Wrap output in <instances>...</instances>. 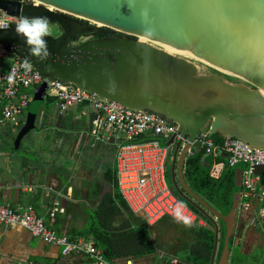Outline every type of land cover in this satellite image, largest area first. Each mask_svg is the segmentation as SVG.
<instances>
[{
	"label": "water",
	"instance_id": "water-1",
	"mask_svg": "<svg viewBox=\"0 0 264 264\" xmlns=\"http://www.w3.org/2000/svg\"><path fill=\"white\" fill-rule=\"evenodd\" d=\"M35 1L42 5L0 0V10L21 18L47 16L49 25L59 28L58 35L46 37L49 57L41 61L31 55L15 29L0 30V44L9 55L24 63L27 59L49 81L73 85L178 126L187 143L177 142L172 155L174 192L214 224L210 264H214L219 242L216 219L224 224V248L218 264H230L229 242L239 220L242 171L235 170L232 209L222 215L186 183L184 162L191 145L205 135L264 149V0ZM101 28L112 30V35L73 43ZM141 39L166 45L242 82H229L219 72L204 74L194 63ZM47 88L44 82L35 92L17 143L35 129ZM172 143L174 140L167 145ZM262 170L257 169L258 173Z\"/></svg>",
	"mask_w": 264,
	"mask_h": 264
},
{
	"label": "crops",
	"instance_id": "crops-1",
	"mask_svg": "<svg viewBox=\"0 0 264 264\" xmlns=\"http://www.w3.org/2000/svg\"><path fill=\"white\" fill-rule=\"evenodd\" d=\"M46 97L39 108L35 129L19 143L17 137L26 125L31 105L19 127L10 124L0 127V204L14 210L31 207L52 230L70 240L74 231L85 230L99 219L129 225L127 214L134 213L117 198V193L120 194L115 176L117 141H95L91 130L96 114L89 108L72 107L61 113L55 101L47 103ZM21 148L24 157L17 153ZM255 211L253 208L240 212L236 234L229 242L230 264H264V219L252 224L258 213ZM134 216L145 221L140 215ZM154 225L164 233L162 241L173 247L185 249L194 240L185 224L171 218H163ZM220 232L214 264H218L224 248L225 234ZM80 239L84 238L75 241ZM89 261L79 254L64 256L60 247L46 245L20 225H0V264ZM140 264L151 261L143 260Z\"/></svg>",
	"mask_w": 264,
	"mask_h": 264
},
{
	"label": "built area",
	"instance_id": "built-area-1",
	"mask_svg": "<svg viewBox=\"0 0 264 264\" xmlns=\"http://www.w3.org/2000/svg\"><path fill=\"white\" fill-rule=\"evenodd\" d=\"M25 4L42 5L35 0H15ZM21 17L9 16L0 10V30L15 29ZM12 77L9 79V77ZM46 82V95L55 99L61 113L72 107H87L96 114L91 135L96 142H117L115 172L116 185L122 200L131 211L143 217L148 226L163 218L180 223L206 228V218L178 197L168 185L167 172L172 163L177 142L182 146L187 140L182 137L178 126L172 125L153 113L133 111L124 106L73 85L60 81H49L31 65L10 55L0 44V127H19L21 118L33 102L34 93ZM142 139V140H139ZM161 142H160V141ZM171 140L174 143L167 145ZM204 150L213 158L211 177L219 179L226 168H240L242 171L240 212L256 209L252 224L264 219V149H253L232 138L217 144L212 138L199 136L191 145L188 155L194 149ZM187 155V156H188ZM224 158L225 161L220 160ZM0 225H20L46 245H56L64 256L79 254L89 258L88 264H115L107 261L103 251L85 239L77 241L52 230L45 220L31 207L14 210L0 204ZM116 264H135L132 260ZM166 264H188L177 257H170Z\"/></svg>",
	"mask_w": 264,
	"mask_h": 264
},
{
	"label": "trees",
	"instance_id": "trees-1",
	"mask_svg": "<svg viewBox=\"0 0 264 264\" xmlns=\"http://www.w3.org/2000/svg\"><path fill=\"white\" fill-rule=\"evenodd\" d=\"M111 33L112 30L110 29L101 28L93 37H108ZM79 39L80 37L75 38L73 43ZM46 101L51 103L55 99L47 96ZM212 139L220 145L224 141L219 135L213 136ZM220 160L225 161L222 156ZM212 165L213 158L206 156L204 150L195 148L194 153L188 155L184 162L185 181L192 191L209 203L211 207L222 215H227L232 209L233 194L236 192V168L226 166L221 177L214 179L211 177ZM169 173L170 168L167 177ZM117 198L121 200L125 207L126 205L118 193ZM189 205L201 214L194 206ZM125 209H128V207L126 206ZM127 220L131 222L125 226L121 222L114 225L111 221L107 222L102 219H99L98 222L93 221L85 230L74 231L71 239L75 241L78 238H84L92 241L96 248L103 251L107 261L115 264L124 263L128 260H132L135 264H140L143 260L151 261V264H166L170 257H177L188 264H210L214 250L213 244L215 243L213 227L197 228L185 224L192 232L194 240L188 244V247L182 249L178 245L173 247L170 242H163L162 236L164 233L158 229V225L150 227L144 220L129 212ZM209 224H211L210 221ZM221 225L224 227L222 222ZM223 234H225V227ZM160 253H163L161 257ZM172 253H175V255H172Z\"/></svg>",
	"mask_w": 264,
	"mask_h": 264
},
{
	"label": "clouds",
	"instance_id": "clouds-1",
	"mask_svg": "<svg viewBox=\"0 0 264 264\" xmlns=\"http://www.w3.org/2000/svg\"><path fill=\"white\" fill-rule=\"evenodd\" d=\"M15 30L24 39V43L27 45L28 52L31 55L37 57L41 61L46 60L49 57L50 50L48 47V41H47L46 37L50 34V26H49V18L47 16H38V17H27V16H25V17H22L20 19V22L15 26ZM26 63H27V59H26ZM11 78L12 77L10 76L9 79H11ZM173 191H174V189H173ZM181 199L184 200L183 198H181ZM202 215L206 218L207 223H208V227H206V228L213 227V229L215 231V226L212 223V221L209 220L204 214H202ZM240 215L241 214L239 211L238 223L240 221ZM209 221L211 222V224H209ZM216 222L217 223L219 222L221 224V222L218 221L217 219H216ZM224 237H225V235H224Z\"/></svg>",
	"mask_w": 264,
	"mask_h": 264
},
{
	"label": "rangeland",
	"instance_id": "rangeland-1",
	"mask_svg": "<svg viewBox=\"0 0 264 264\" xmlns=\"http://www.w3.org/2000/svg\"><path fill=\"white\" fill-rule=\"evenodd\" d=\"M50 26V34H53V35H58L59 34V28L56 26V25H49ZM94 38L93 35H90V36H82L80 37V39L77 41V42H74L75 44H79L81 42H84L88 39H92ZM197 66V68H199V70L204 73V74H212V73H218L216 70H214L213 68H210L206 65H203L201 63H197L195 64ZM221 74V73H220ZM223 75V74H222ZM225 77L226 80H228L229 82H232V83H240L242 82L241 80L237 79V78H233V77H229V76H226V75H223ZM17 153L19 154V156H23V153H24V150L21 148L17 151ZM167 182H168V185L173 188V182H172V178H171V174L169 173L168 177H167ZM220 225V235H222L224 233V227L219 223Z\"/></svg>",
	"mask_w": 264,
	"mask_h": 264
},
{
	"label": "bare ground",
	"instance_id": "bare-ground-1",
	"mask_svg": "<svg viewBox=\"0 0 264 264\" xmlns=\"http://www.w3.org/2000/svg\"><path fill=\"white\" fill-rule=\"evenodd\" d=\"M51 10H54V9L51 8ZM141 41H142V42H146V43H148V44H151L152 46H154V47H156V48H159V49H161V50H163V51H165V52H167V53H169V54H171V55H173V56H177V57H180V58H184V59H186V60H188V61H190V62H192V63H194V64L199 63V62L194 61V60H192V59H190V58H188V57H186V56H183V55L179 54L178 52L174 51L173 49L169 48V47L166 46V45H163V44H160V43H155V42H150V41H148V40H146V39H141ZM214 70H215V69H214ZM216 71H217V70H216ZM217 72H219V73H221V74H223V75H226V76H230V77H233V78H237V77H235V76H231V75H228V74L222 73V72H220V71H217Z\"/></svg>",
	"mask_w": 264,
	"mask_h": 264
},
{
	"label": "flooded vegetation",
	"instance_id": "flooded-vegetation-1",
	"mask_svg": "<svg viewBox=\"0 0 264 264\" xmlns=\"http://www.w3.org/2000/svg\"><path fill=\"white\" fill-rule=\"evenodd\" d=\"M12 1H15V0H12ZM111 35H112V33H111ZM115 36H118V35L115 34Z\"/></svg>",
	"mask_w": 264,
	"mask_h": 264
}]
</instances>
